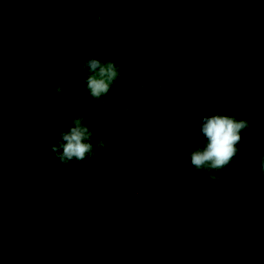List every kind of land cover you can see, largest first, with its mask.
<instances>
[{"label":"trees","instance_id":"16d2710c","mask_svg":"<svg viewBox=\"0 0 264 264\" xmlns=\"http://www.w3.org/2000/svg\"><path fill=\"white\" fill-rule=\"evenodd\" d=\"M209 109L250 128L196 170ZM78 117L105 146L63 164ZM261 156L264 0H0V264H264Z\"/></svg>","mask_w":264,"mask_h":264},{"label":"clouds","instance_id":"9594fccd","mask_svg":"<svg viewBox=\"0 0 264 264\" xmlns=\"http://www.w3.org/2000/svg\"><path fill=\"white\" fill-rule=\"evenodd\" d=\"M97 20L102 22L103 16H98ZM96 53L100 57L103 55L102 51ZM81 69L88 71L86 89L95 100H101L108 94L110 86L119 75L114 63L104 62L101 58L86 60L81 65ZM66 75L67 70L64 69V76ZM61 90L57 89L58 92ZM209 111L216 114L206 115L201 121L200 132L205 138L204 145L190 153V163L196 170H220L233 162L240 152L237 145L242 141L241 134L250 128L249 121L246 119L237 120L235 116L222 113L217 109H209ZM194 135L183 137L184 142L188 143ZM59 137V140L51 143V151L63 164L73 160L82 161L89 155H95L96 151L105 146L103 141L93 144V132L83 123V117L69 119L67 130L60 132ZM179 142L180 138H177L176 143ZM258 165V171L264 176V156L260 157ZM241 170L245 171L242 167ZM249 175L255 176L256 172H249Z\"/></svg>","mask_w":264,"mask_h":264}]
</instances>
